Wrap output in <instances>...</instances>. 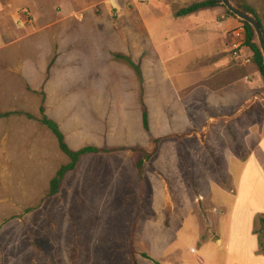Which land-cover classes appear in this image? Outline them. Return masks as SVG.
I'll return each mask as SVG.
<instances>
[{
  "label": "rangeland",
  "instance_id": "rangeland-1",
  "mask_svg": "<svg viewBox=\"0 0 264 264\" xmlns=\"http://www.w3.org/2000/svg\"><path fill=\"white\" fill-rule=\"evenodd\" d=\"M193 1L0 0V112L38 116L44 90L71 147L156 148L143 189L141 152L129 148L84 156L44 197L66 155L37 120L0 118V264H131L134 223L135 249L161 264H264L253 233L264 213V99L230 118L264 94V77L221 0L175 16ZM245 1L264 31V0Z\"/></svg>",
  "mask_w": 264,
  "mask_h": 264
},
{
  "label": "trees",
  "instance_id": "trees-1",
  "mask_svg": "<svg viewBox=\"0 0 264 264\" xmlns=\"http://www.w3.org/2000/svg\"><path fill=\"white\" fill-rule=\"evenodd\" d=\"M240 7L246 11L252 12L254 16L257 18L261 25V21L255 13L254 8L248 4L245 0H238ZM219 0H200L193 1L190 4L181 7L175 12V16H185L196 12L200 9L211 8L217 6ZM231 14V13H230ZM242 24L245 28V44L250 48L253 52V62L258 68L260 74L264 77V63L261 56V53L257 47V45L252 41L253 32L248 23L242 21ZM112 58L115 60L124 61L129 66H131L136 72L139 80L141 77V68L139 64L133 60V58L123 52L113 51L111 52ZM40 104L38 107V116H35L29 111H24L21 109H12L7 111L0 112V118H8L11 116H23L28 119H35L41 125L45 126L56 138L58 148L60 151L66 155L67 162L61 164L58 169L55 171L54 175L49 180L48 188L45 192L44 197H51L57 194L63 184L65 175L71 171H74L78 168L79 162L81 158L88 154H98V153H115L124 149H133L141 152V156L136 161V175L138 182L140 184L141 189H143V163L148 160L155 152L156 148L154 147L151 151H147L141 147H126V146H98L95 144H85L78 148L71 147L67 140L66 136L61 130L57 121L51 118L47 114V106H46V93L44 90L40 92ZM141 119L142 126L145 132H149V118L148 112L146 108L143 106L141 110ZM154 141H158L155 139ZM136 223L132 225V228L129 232L128 239V252L131 258V264H139L136 255L140 254L144 258L151 259L155 264H161L159 261L152 259L146 252H138L134 247V231H135ZM253 233L256 234L258 238V249L257 253L264 254V213L257 214L254 220Z\"/></svg>",
  "mask_w": 264,
  "mask_h": 264
},
{
  "label": "water",
  "instance_id": "water-1",
  "mask_svg": "<svg viewBox=\"0 0 264 264\" xmlns=\"http://www.w3.org/2000/svg\"><path fill=\"white\" fill-rule=\"evenodd\" d=\"M221 3L235 16H237L240 20L246 22L249 24V26L252 29L255 43L261 53L263 63H264V31L262 26L260 25L257 18L254 16L252 12L242 10L238 8L234 3L231 2V0H221ZM253 41V40H252ZM257 99H264V94H254L251 99L243 106L241 107L232 117L237 116L239 113H241L244 109L249 107L252 103H254Z\"/></svg>",
  "mask_w": 264,
  "mask_h": 264
},
{
  "label": "crops",
  "instance_id": "crops-1",
  "mask_svg": "<svg viewBox=\"0 0 264 264\" xmlns=\"http://www.w3.org/2000/svg\"><path fill=\"white\" fill-rule=\"evenodd\" d=\"M204 9H206V8H204ZM200 10H202V9H200ZM200 11H196V12H194V13H191V14H197V13H199ZM189 26H187V25H185L184 26V28H183V30L185 31V32H188L189 30H191V28L189 27ZM202 29H204L205 30V32L206 33H204L205 35H208V34H210L211 32H212V30L211 31H207L208 30V27H204V28H202V27H200L199 29H195L196 31L197 30H199V31H201ZM180 30H182V28L180 29ZM198 35H202V33H200V32H196V35H194V36H196V37H198ZM209 38V36H207V38L205 39L206 41H207V39ZM210 39V38H209ZM205 55H208V53H201V54H199L196 58H194V61H199V59L201 58V57H203V56H205ZM223 62H224V60H223ZM196 73H197V70H192L190 73H187V75H196ZM197 76V75H196ZM196 76H195V78H193L194 80L196 79ZM222 79V78H221ZM229 79H231V80H233L232 78H230L229 76H225L224 77V79H223V81H224V83H228V84H231V83H233V84H235V83H238L239 84V82H237V81H239L238 79H236V81H229ZM194 80L192 81L191 79H190V81H189V83L188 84H186V87H187V85H191L192 83H194ZM220 84H221V81H220ZM231 97H234L235 98V93L234 92H232V94L231 95H229V96H227V97H225V98H231ZM237 98H238V95H237ZM237 98H235V99H237ZM239 99V98H238ZM222 102H224V101H222ZM234 108V107H233ZM248 159H249V161H250V158L251 157H247ZM248 159L246 160V162L247 163H249L248 162ZM263 191H264V189H262ZM232 192V191H231ZM234 193H235V190H234ZM236 199H238V194H237V197L235 198V200ZM235 202V201H234ZM262 211H264V209H262ZM216 240H218V242L220 241V239L218 238V237H216L215 238ZM213 240V239H212ZM210 241V240H209ZM205 242H208V241H205ZM221 242V241H220Z\"/></svg>",
  "mask_w": 264,
  "mask_h": 264
}]
</instances>
